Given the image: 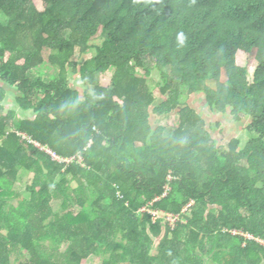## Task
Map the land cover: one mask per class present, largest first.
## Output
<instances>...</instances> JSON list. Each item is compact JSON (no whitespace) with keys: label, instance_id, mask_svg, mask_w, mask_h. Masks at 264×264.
Instances as JSON below:
<instances>
[{"label":"trees","instance_id":"trees-1","mask_svg":"<svg viewBox=\"0 0 264 264\" xmlns=\"http://www.w3.org/2000/svg\"><path fill=\"white\" fill-rule=\"evenodd\" d=\"M9 88L35 119L5 109ZM195 93L251 117L245 148L217 146ZM174 112L172 134L152 123ZM23 172L35 173L26 190ZM167 214L180 216L174 228ZM93 255L264 264V0H0V264Z\"/></svg>","mask_w":264,"mask_h":264},{"label":"rangeland","instance_id":"rangeland-1","mask_svg":"<svg viewBox=\"0 0 264 264\" xmlns=\"http://www.w3.org/2000/svg\"><path fill=\"white\" fill-rule=\"evenodd\" d=\"M95 45H102L103 40L98 39L94 41ZM96 54V49H94L91 53L85 56V58L82 60V63L85 59L92 58L93 55ZM79 60V57L77 58ZM247 63V62H246ZM242 64V63H241ZM248 68H249V79L252 81L254 72L256 69V61L254 60V57L251 56V59L248 61ZM54 70H44V74H41V76L44 79H48L52 73H54ZM112 72L107 73L106 75H103L101 77V81L105 85H109L111 78H112ZM157 80L159 79V76L154 74L153 76ZM71 84L76 88V90L80 91L82 96L84 95V88L83 84L80 83L78 80L80 79V75H70ZM16 89L9 88V97H12L13 92H15ZM157 95V103L159 104L162 102V100L165 99L164 96H162L159 92V90H156ZM189 104L196 108L197 111L204 117L207 123V128L211 131V134L213 136V139L215 140L218 147H225L227 146L232 140L234 139H240L241 141V148H245V146L248 144V142L251 139V133L248 130V125L251 122V117H247V119H244L243 121L237 122L236 119H234L233 114L231 113L230 109L226 112L221 111H214L210 106H208V103L206 102L205 95L202 93H195L193 94L189 99ZM3 105L5 107V100L3 102ZM162 123L161 126L166 128V135L172 134V131L177 127L179 123L178 114L177 112H174L170 115H165L162 117ZM160 122L159 117L156 114H153L152 116V123L155 126H160L158 123ZM19 181V186L26 190L27 185L32 183L35 178V173H22ZM74 185H77V182L74 183ZM52 206L56 208V210L59 208V201L52 199L51 201ZM71 210H74L77 212L76 208H70ZM158 242V241H157ZM156 242V243H157ZM155 254V252H153ZM102 258L97 255L91 256L87 264H101ZM15 264V261L14 263ZM210 264V263H209Z\"/></svg>","mask_w":264,"mask_h":264},{"label":"crops","instance_id":"crops-1","mask_svg":"<svg viewBox=\"0 0 264 264\" xmlns=\"http://www.w3.org/2000/svg\"><path fill=\"white\" fill-rule=\"evenodd\" d=\"M70 81H71V79H70ZM78 81L83 84L84 91L86 92L87 91V87H86V84L83 82L81 76H80V79ZM71 86H72V84H71ZM72 87H74V86H72ZM85 92H84V94H85ZM13 93L14 94H12V97L10 98L9 97V90H8L7 97L5 99V109L7 111H9V110L10 111H14L17 114V116L20 117L21 120H32V119H35V117H36L35 110H33V109H30V110L22 109L17 103V97L19 96V92L15 91ZM158 117L160 119V122L158 124L161 126V123H162L163 119H162L161 116H158ZM178 119H179V117H178Z\"/></svg>","mask_w":264,"mask_h":264},{"label":"built area","instance_id":"built-area-1","mask_svg":"<svg viewBox=\"0 0 264 264\" xmlns=\"http://www.w3.org/2000/svg\"><path fill=\"white\" fill-rule=\"evenodd\" d=\"M39 147H41L40 145H38ZM42 150H44L45 152H48L49 154L52 155V157L60 162H70V161H74L76 160L77 158L76 157H72V158H69V159H66V158H63V157H60L59 155H57L56 153L52 152L51 150L49 149H46V148H42ZM79 162H82L83 163V157L80 156V160ZM170 178H172V176H170ZM167 188V191H170L171 187L170 186H166ZM167 191L165 192V194L167 193ZM164 194V195H165ZM143 210H145V208H143ZM188 207H186L183 212H188ZM150 212H152V215L154 217V221L158 220V219H161V214L159 211H151L149 210ZM165 220L166 222L170 223V225L172 226V228H174L177 224V222L180 220V216L179 215H173V214H167L165 215Z\"/></svg>","mask_w":264,"mask_h":264}]
</instances>
